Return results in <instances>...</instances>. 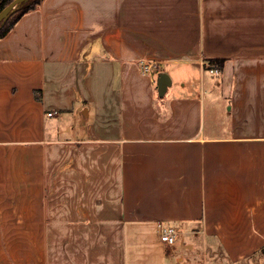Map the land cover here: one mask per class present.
<instances>
[{
	"label": "crops",
	"instance_id": "obj_1",
	"mask_svg": "<svg viewBox=\"0 0 264 264\" xmlns=\"http://www.w3.org/2000/svg\"><path fill=\"white\" fill-rule=\"evenodd\" d=\"M1 236L0 264H264V0L26 12L0 38Z\"/></svg>",
	"mask_w": 264,
	"mask_h": 264
},
{
	"label": "water",
	"instance_id": "obj_2",
	"mask_svg": "<svg viewBox=\"0 0 264 264\" xmlns=\"http://www.w3.org/2000/svg\"><path fill=\"white\" fill-rule=\"evenodd\" d=\"M32 0H12L0 11V27L9 19V17L15 13L19 8L27 4ZM157 89L160 96H164L168 87L172 84L171 76L164 71L158 73Z\"/></svg>",
	"mask_w": 264,
	"mask_h": 264
},
{
	"label": "trees",
	"instance_id": "obj_3",
	"mask_svg": "<svg viewBox=\"0 0 264 264\" xmlns=\"http://www.w3.org/2000/svg\"><path fill=\"white\" fill-rule=\"evenodd\" d=\"M12 0H0V11L11 2ZM42 0H32L19 8L15 13H13L9 19L0 27V38L4 37L16 24V22L28 11L34 9ZM211 63L217 67L223 65V59H212ZM38 98L39 95H37Z\"/></svg>",
	"mask_w": 264,
	"mask_h": 264
},
{
	"label": "built area",
	"instance_id": "obj_4",
	"mask_svg": "<svg viewBox=\"0 0 264 264\" xmlns=\"http://www.w3.org/2000/svg\"><path fill=\"white\" fill-rule=\"evenodd\" d=\"M213 65V64H212ZM211 71L219 72V68L217 66H211ZM50 116L53 114L52 112L48 113ZM179 234V230L174 227V226H164L161 229V239L168 243V244H173L177 241Z\"/></svg>",
	"mask_w": 264,
	"mask_h": 264
},
{
	"label": "rangeland",
	"instance_id": "obj_5",
	"mask_svg": "<svg viewBox=\"0 0 264 264\" xmlns=\"http://www.w3.org/2000/svg\"><path fill=\"white\" fill-rule=\"evenodd\" d=\"M9 234L5 235V236H8ZM190 237V235H186V238L188 239ZM18 249L15 248V249H9L7 246H6V243L4 244V239H3V236H1V239H0V255L1 256H5V257H12V258H15V256H18ZM11 255V256H10ZM207 256L205 257L204 256V253H202L200 255V260L203 261V257L207 259H209V261H211V257L209 256L208 257V254H206ZM13 264H16V261H14Z\"/></svg>",
	"mask_w": 264,
	"mask_h": 264
}]
</instances>
